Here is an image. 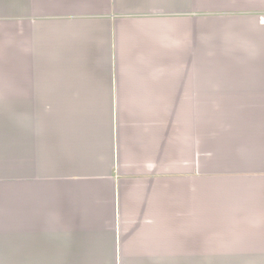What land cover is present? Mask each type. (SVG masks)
Instances as JSON below:
<instances>
[{
	"label": "crops",
	"instance_id": "crops-1",
	"mask_svg": "<svg viewBox=\"0 0 264 264\" xmlns=\"http://www.w3.org/2000/svg\"><path fill=\"white\" fill-rule=\"evenodd\" d=\"M0 264H264V0H0Z\"/></svg>",
	"mask_w": 264,
	"mask_h": 264
}]
</instances>
